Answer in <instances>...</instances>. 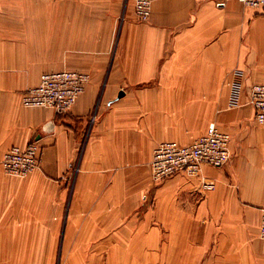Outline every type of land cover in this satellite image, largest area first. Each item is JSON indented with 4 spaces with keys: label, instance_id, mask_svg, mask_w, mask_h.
Listing matches in <instances>:
<instances>
[{
    "label": "crops",
    "instance_id": "1",
    "mask_svg": "<svg viewBox=\"0 0 264 264\" xmlns=\"http://www.w3.org/2000/svg\"><path fill=\"white\" fill-rule=\"evenodd\" d=\"M33 20L68 32H23ZM236 68L243 104L231 107ZM62 69L91 74L69 112L23 104L43 72ZM255 83H264V6L154 0L144 22L133 0H0V264H183L189 253L197 264L217 229L240 264H264ZM212 122L232 134L230 162L156 183L158 143L192 142ZM33 140L40 166L8 175L5 152Z\"/></svg>",
    "mask_w": 264,
    "mask_h": 264
},
{
    "label": "built area",
    "instance_id": "2",
    "mask_svg": "<svg viewBox=\"0 0 264 264\" xmlns=\"http://www.w3.org/2000/svg\"><path fill=\"white\" fill-rule=\"evenodd\" d=\"M154 0H134L135 14L141 21H148ZM228 0H218L217 5L226 6ZM247 6H264V0H239ZM230 91V106L242 105L245 74L241 69L234 71ZM91 74L76 69L45 71L38 84L23 93V104L28 107L52 108L55 112H69L85 91ZM249 102L255 108L257 122L264 124V83H256L250 88ZM231 133L220 129L215 122L208 126L205 134L192 142L184 143L170 139L158 143L150 162L152 179L158 183L182 171L200 174L204 164L224 166L231 160ZM43 147L38 140L22 147L14 145L3 157L4 171L10 176L25 177L33 173L41 164ZM204 189L212 190L216 183L203 180ZM260 234L264 237V212L260 222Z\"/></svg>",
    "mask_w": 264,
    "mask_h": 264
},
{
    "label": "rangeland",
    "instance_id": "3",
    "mask_svg": "<svg viewBox=\"0 0 264 264\" xmlns=\"http://www.w3.org/2000/svg\"><path fill=\"white\" fill-rule=\"evenodd\" d=\"M133 3H134V0H133ZM251 7H253V6H251ZM256 8H259V7H256ZM134 10H135V8H134ZM136 17H137V15H136ZM144 22H146V21H144ZM24 25L25 26H24L23 32H68V31L64 30L63 27L60 26V24L58 22H51V21H46V20L26 21V22H24ZM236 69H240V68H236ZM236 69L233 70V75H234V71ZM241 70H243V69H241ZM243 71H244V74L246 75L245 70H243ZM233 78H234V76H233ZM244 81H245V79H244ZM253 85H251V87ZM244 88H245V82H244ZM255 120H256V118H255ZM256 122H257V120H256ZM201 135H203V134H201ZM197 137H199V136H197ZM158 183H160V182H158ZM205 190H207V189H205ZM202 224H204V222H202ZM216 231H217L216 237L214 239H212L210 244L203 243V242L199 243V258L200 259H199V262H197V264H240V260H239L240 253L238 251L236 252L235 250L231 251V250H233V248L231 246H228L225 249L224 245L222 244V242L224 241V232H222V230H220V229H217ZM258 231H259L258 232L259 237L261 239H264V237H262L260 234V228ZM203 233H204V230H201V237H203L202 236ZM205 236H207V233L205 234ZM188 247H191V246H188ZM189 255H190V253L188 255L185 254L183 264H192V261H191ZM174 262H175V259H173V261L171 263H174ZM194 264H195V261H194Z\"/></svg>",
    "mask_w": 264,
    "mask_h": 264
},
{
    "label": "water",
    "instance_id": "4",
    "mask_svg": "<svg viewBox=\"0 0 264 264\" xmlns=\"http://www.w3.org/2000/svg\"><path fill=\"white\" fill-rule=\"evenodd\" d=\"M122 94H123V92L119 94V97H121V96H122Z\"/></svg>",
    "mask_w": 264,
    "mask_h": 264
}]
</instances>
